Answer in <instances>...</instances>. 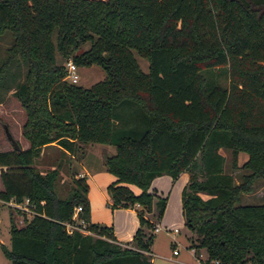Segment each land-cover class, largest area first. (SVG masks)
<instances>
[{"label": "trees", "instance_id": "trees-1", "mask_svg": "<svg viewBox=\"0 0 264 264\" xmlns=\"http://www.w3.org/2000/svg\"><path fill=\"white\" fill-rule=\"evenodd\" d=\"M3 30L12 43L0 79L12 57L26 63L11 94L28 145L0 151V200L27 197L35 211L20 226L10 220L9 247L0 241L11 264H152L147 214L160 218L165 199L148 186L181 172L194 254L203 251L205 263L264 264V204H239L264 178V0H0ZM55 52L99 66L104 78L89 87L65 81ZM133 52L146 59V72ZM75 142L114 147L103 160L115 178L105 191L110 209L138 205L128 241L89 221L84 177L60 198L57 169L33 166L41 147L72 154ZM74 206L91 234L65 231Z\"/></svg>", "mask_w": 264, "mask_h": 264}, {"label": "rangeland", "instance_id": "rangeland-1", "mask_svg": "<svg viewBox=\"0 0 264 264\" xmlns=\"http://www.w3.org/2000/svg\"><path fill=\"white\" fill-rule=\"evenodd\" d=\"M12 43V36L9 30H3L0 32V66L4 61L9 57L8 48ZM89 46L88 43L82 44L75 52H80L87 49ZM133 56L136 59V62L139 68L143 71H147V61L146 59L138 56L133 52ZM56 62L64 65L66 61H71V59H62L59 57L58 53L55 52ZM73 63V62H72ZM76 66V65H75ZM64 67V66H63ZM2 76L0 79V151L10 150L11 144L6 138L3 125H6L9 133L17 141L20 149L27 147L26 140L21 135V124L24 121V112L20 107L17 100L12 96L11 91L14 89L16 83L20 82L25 71L26 63L19 56H14L5 63V66L2 69ZM77 80L76 84H79L83 87H89L95 82L102 80L104 78V71L97 65L90 66H76ZM225 73L221 71L220 75L217 77V80L220 84L225 85L226 78ZM65 81L68 82L67 78L63 77ZM77 145V142H75ZM53 144V143H52ZM47 145L41 147L39 155L34 158L33 166L40 172L47 171L48 169L56 168L57 169V179L54 182V191L56 195L60 198H63L67 195V191L70 185H72V176L77 170L74 164H71L72 158L79 159L83 155V149L77 148L72 152L71 156L66 155L62 150L56 145ZM96 149H102V153L87 152L86 158H84L85 164L94 171L98 170L99 164L103 156L108 153L109 150L114 152V147L111 145H103L99 143H91ZM109 147V148H106ZM80 149H82L80 151ZM95 151V150H94ZM228 157V155H226ZM245 153L241 152L239 154V161L244 159ZM104 160V159H103ZM102 160V161H103ZM104 166V165H103ZM243 171L238 169L232 172L234 181L238 182L239 174ZM87 177V176H86ZM134 186V185H133ZM135 188H137L135 186ZM1 189V184H0ZM106 192V191H105ZM107 196V194H106ZM108 198V196H107ZM239 204H264V178L258 179L253 182L252 191L250 193L241 194L239 198ZM162 215V214H161ZM22 216L27 220L30 219L29 216L25 215L21 210L11 208L6 204L0 202V241L9 245V224L10 220L17 226L23 224ZM161 217V216H160ZM152 224L157 223L159 218L156 219L153 216H150ZM162 225V224H161ZM169 228L179 229V233L175 234L179 243L176 244L175 241L171 240L172 233H168L164 230L154 231L152 230L153 240H152V251L154 252V257H152L155 263H158L161 258L159 256H165L170 261L171 258L175 259L180 264L183 263L182 259L186 256L188 249L185 247L188 239V231L182 223H175L173 225H165ZM174 235V234H173ZM175 245L178 252V255H172L171 252L172 245ZM185 244V245H184ZM187 249V250H186ZM0 264H11L10 261L5 258L0 250ZM176 264V262L174 263Z\"/></svg>", "mask_w": 264, "mask_h": 264}, {"label": "crops", "instance_id": "crops-1", "mask_svg": "<svg viewBox=\"0 0 264 264\" xmlns=\"http://www.w3.org/2000/svg\"><path fill=\"white\" fill-rule=\"evenodd\" d=\"M52 145H56V144L53 143ZM103 145H108V144H103ZM80 147L83 149V155L79 159L72 158V154H69L68 152H65V154L71 156L72 158L71 164H74L75 167L77 168L72 178L76 179L77 177H84L87 183L86 197L89 203V221L92 223L104 224L110 227L115 241L118 243H124L132 237L137 227L138 222L136 216V209L138 208V205L135 204L133 206L126 208L118 207V208L110 209L108 206L109 201L106 196L105 187L115 178L112 174L108 173L105 170L102 160L104 159L105 156L110 155L113 152L109 150L108 153H106L104 156L103 153L101 162L99 163L101 166L98 167L97 171H94V169L90 171L89 169H91V167L87 166L84 161L87 152L102 153V149H98V148L95 149L93 147V149L95 150L94 151L91 149L92 147L91 143H77V148ZM42 149H44V146ZM82 149H80V151ZM186 180H187L186 172L179 173L177 177L174 179L171 178L168 174H161L151 179L148 186V191L156 196L164 197L165 199V205L162 211V215L159 218V221H157V223L161 227H166L165 225H173L175 223H179V224L182 223L180 195H181V189L185 184ZM128 187L134 193H137L139 191L138 188H135V186L131 184H129ZM153 212L154 211H152L151 214H147V216H149L150 218ZM169 232L172 233L171 240L175 241V243L178 244L179 243L178 241L180 240L175 238L176 237L175 234L179 233V229H177L176 232L173 231H169ZM3 245L9 247V245H5V244ZM185 247L188 249V251L186 253V256L183 257L182 259L183 263L181 264H195L196 256L194 255L192 248L189 247V242H187ZM173 250L177 251L174 244L171 247V252ZM202 252L203 251L200 252V256H199L200 259H204V253ZM154 255L155 254L152 251V247H151L152 264H174L175 262L176 264H180L173 258H171V260L169 261L168 258H166L165 256H159L161 260L158 263H155L154 259L152 258L154 257ZM172 255H178V252L172 253Z\"/></svg>", "mask_w": 264, "mask_h": 264}, {"label": "built area", "instance_id": "built-area-1", "mask_svg": "<svg viewBox=\"0 0 264 264\" xmlns=\"http://www.w3.org/2000/svg\"><path fill=\"white\" fill-rule=\"evenodd\" d=\"M64 71H65V77L67 78L68 82L76 83L77 80L76 66L72 62L66 61L64 63ZM0 202L6 204L11 208L21 210L25 215L29 217H31L35 213V211L33 210V205L29 203L27 197H23L20 201L14 200L13 198H9L8 200H0ZM40 203H42V201H40ZM79 211H80V206L73 207L70 220L68 222H64L65 231L67 233H70L71 231L76 230L81 232L82 234H91L92 232L85 228L86 221L78 216ZM152 230L154 231L164 230L167 232L177 231L175 227L169 230L168 227H161L158 223L153 224ZM172 252L176 253V250H173ZM199 256L200 254H198V256L195 257L196 260L195 264H220V262L217 259H211L205 263L204 259H200Z\"/></svg>", "mask_w": 264, "mask_h": 264}, {"label": "water", "instance_id": "water-1", "mask_svg": "<svg viewBox=\"0 0 264 264\" xmlns=\"http://www.w3.org/2000/svg\"><path fill=\"white\" fill-rule=\"evenodd\" d=\"M102 55L104 56L105 59H107V56H106L105 53H102ZM3 131H4V134H5L6 138L10 142L12 149L19 150L20 147H19L17 141H15V139H13V137L9 133L6 125H3Z\"/></svg>", "mask_w": 264, "mask_h": 264}]
</instances>
